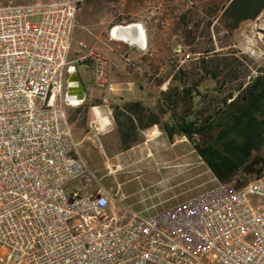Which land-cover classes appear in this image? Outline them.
Returning a JSON list of instances; mask_svg holds the SVG:
<instances>
[{"label": "built area", "instance_id": "obj_1", "mask_svg": "<svg viewBox=\"0 0 264 264\" xmlns=\"http://www.w3.org/2000/svg\"><path fill=\"white\" fill-rule=\"evenodd\" d=\"M84 1L0 6V264H264V174L143 215L80 157L62 90Z\"/></svg>", "mask_w": 264, "mask_h": 264}, {"label": "rangeland", "instance_id": "obj_2", "mask_svg": "<svg viewBox=\"0 0 264 264\" xmlns=\"http://www.w3.org/2000/svg\"><path fill=\"white\" fill-rule=\"evenodd\" d=\"M43 1L46 0H0V6ZM226 3L227 0H85L76 17L72 50L75 47L77 59L81 55L79 43L82 41L77 33L87 34L88 42L82 43L100 53L107 65L110 61L117 70L142 72L141 83L150 90L149 98L160 90H165L168 96H176L182 90L191 89L201 94L200 98H195L193 111L197 114L211 112L230 92L237 94L250 78L264 76V10L256 20L245 21L231 31L222 18ZM133 23L142 25L145 30V50L110 36L114 27ZM107 72L109 76L108 69ZM109 82L114 92L126 87L125 84L117 86L118 82L110 76ZM95 89L99 98L106 100L104 105L114 122L122 127L124 134L129 132L128 139L134 140L127 114L136 110L126 103H113L116 101L113 92L96 84ZM145 108V117L160 115L158 127L166 134L159 143L144 146L155 149L154 156L143 160L141 167H136L131 158L122 162H95L106 163L110 168L122 163L116 174L102 177L101 184L109 190L121 189L135 212L151 215L181 204L219 183L239 187L246 180L254 179L240 170L230 181H219L197 152L196 145L202 135L192 140L178 134L177 137L168 135L166 126L172 124V110L180 112L184 108L181 101L174 108L161 95L159 103L156 101ZM175 140L178 143L174 144ZM93 187L94 184L88 185L90 189ZM140 199L146 202H135Z\"/></svg>", "mask_w": 264, "mask_h": 264}, {"label": "crops", "instance_id": "obj_3", "mask_svg": "<svg viewBox=\"0 0 264 264\" xmlns=\"http://www.w3.org/2000/svg\"><path fill=\"white\" fill-rule=\"evenodd\" d=\"M74 37H76V35ZM77 38L82 40L80 42L84 43L89 40L88 35L81 34V32H79V35L77 33ZM74 53L75 47H73L69 58L71 61V69L66 74L65 80V95L67 98L66 122L71 139L78 144V153L80 157L86 162H89L92 170L101 178L116 174L121 168L122 163L115 165L116 167L110 168L106 163L95 162H122L127 158H131L136 162V167H141L143 165L141 162L153 157V151H155V149L152 151L150 147L144 146L159 143L160 140L166 136L158 127L161 121L160 115L145 117L146 106L156 101L159 103L161 95L166 99L167 94L165 90L156 91L152 96L153 98H149L150 90L141 83L143 78L142 72L135 74L126 68L117 70L109 61L107 69L110 79L117 81V86L121 84L126 85V87L117 89L116 92H113V96L116 99L113 103H126L132 108H136V104L140 105V107L137 106L139 108L137 112L127 114L133 124L135 137L134 141L129 142L130 147L127 149L124 147L122 127L114 122L112 116H110V112L106 110L107 106L104 105L106 100L99 98V92L95 89L92 64L90 62H77ZM138 70L142 71L141 68H138ZM257 77L264 79L263 75L255 76V78L252 79L250 78L239 88L237 94L231 92L233 94V99L238 96L244 97L246 89L254 83ZM79 99L80 101H78ZM232 100L230 99L228 102ZM140 117L141 120L138 121L137 119ZM164 117H166L165 112ZM153 119L157 120L158 123H152L151 120ZM179 136L186 138L182 135ZM174 137H177V135L175 134ZM176 143H178V140L174 141V144ZM263 149L264 145L259 151ZM135 202L144 203L146 201L140 199Z\"/></svg>", "mask_w": 264, "mask_h": 264}, {"label": "trees", "instance_id": "obj_4", "mask_svg": "<svg viewBox=\"0 0 264 264\" xmlns=\"http://www.w3.org/2000/svg\"><path fill=\"white\" fill-rule=\"evenodd\" d=\"M263 10L264 0H227L222 18L234 31L243 22L256 20ZM200 97V93L195 94L191 89L182 90L176 96H166L172 107L175 108L179 101L184 106L180 112L172 110V124L166 126L167 132L171 137L178 134L188 139L207 133L213 138V143L205 146L197 144L196 149L215 177L221 182H228L264 145V79L257 77L246 89L244 97L233 99L230 92L211 112L197 114L193 111L195 98ZM230 99L233 100L228 102ZM135 106L137 112L140 105ZM137 120L140 121L141 117ZM151 121L158 123L155 119ZM129 129L133 130L131 121ZM127 133H123V141L128 149L129 142L134 140L128 139Z\"/></svg>", "mask_w": 264, "mask_h": 264}, {"label": "bare ground", "instance_id": "obj_5", "mask_svg": "<svg viewBox=\"0 0 264 264\" xmlns=\"http://www.w3.org/2000/svg\"><path fill=\"white\" fill-rule=\"evenodd\" d=\"M112 39L124 42L131 46L145 50L147 47V36L142 25L133 23L127 26H116L111 30ZM80 101V99L78 100Z\"/></svg>", "mask_w": 264, "mask_h": 264}, {"label": "flooded vegetation", "instance_id": "obj_6", "mask_svg": "<svg viewBox=\"0 0 264 264\" xmlns=\"http://www.w3.org/2000/svg\"><path fill=\"white\" fill-rule=\"evenodd\" d=\"M213 143V138H211L207 133L201 136L199 144L205 146ZM198 154L199 151L197 150ZM242 173L248 177H259L264 174V151H255L254 155L248 159V161L241 168Z\"/></svg>", "mask_w": 264, "mask_h": 264}]
</instances>
